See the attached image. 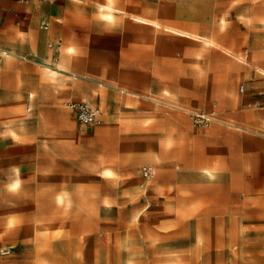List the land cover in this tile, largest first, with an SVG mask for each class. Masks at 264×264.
<instances>
[{"label": "rangeland", "instance_id": "rangeland-1", "mask_svg": "<svg viewBox=\"0 0 264 264\" xmlns=\"http://www.w3.org/2000/svg\"><path fill=\"white\" fill-rule=\"evenodd\" d=\"M72 2L0 63V264H264V0Z\"/></svg>", "mask_w": 264, "mask_h": 264}, {"label": "crops", "instance_id": "crops-1", "mask_svg": "<svg viewBox=\"0 0 264 264\" xmlns=\"http://www.w3.org/2000/svg\"><path fill=\"white\" fill-rule=\"evenodd\" d=\"M55 1L65 4L73 3L72 0H0V63L3 62L7 67H11L10 65L17 62L33 63L36 59L46 55L45 45L48 46L49 43L56 42L61 44L58 39H48L59 35V24L54 23V26H50V22H54L57 16L52 4ZM42 23H46L47 28L44 29ZM205 41L210 43L208 39ZM72 80H75L74 77ZM256 84L257 87L261 86L259 81ZM238 90L245 97L244 109H264V96H261L260 91L254 89L248 91L244 83L239 85ZM97 107L100 109L99 106ZM258 149L256 160L264 162V145H260ZM239 168L243 169L244 167L237 166L234 160L230 165L224 164L220 167L222 170H229L226 175L229 176L231 184L237 183L235 180L238 179V174L235 170H239ZM246 168L251 169L249 166Z\"/></svg>", "mask_w": 264, "mask_h": 264}, {"label": "built area", "instance_id": "built-area-1", "mask_svg": "<svg viewBox=\"0 0 264 264\" xmlns=\"http://www.w3.org/2000/svg\"><path fill=\"white\" fill-rule=\"evenodd\" d=\"M41 1H53V0H41ZM42 27L44 29L47 28V24L42 23ZM48 47L51 48L54 52H60L61 50V44L58 42L49 43ZM66 107L75 113L77 121L81 124L98 125L101 123V112L100 109L95 105H92L85 101H71L66 103ZM142 175L146 179L152 177L153 175L152 168L148 166H144L142 168Z\"/></svg>", "mask_w": 264, "mask_h": 264}, {"label": "bare ground", "instance_id": "bare-ground-1", "mask_svg": "<svg viewBox=\"0 0 264 264\" xmlns=\"http://www.w3.org/2000/svg\"><path fill=\"white\" fill-rule=\"evenodd\" d=\"M167 26V25H166ZM167 28V30L169 31V30H171V32H177V33H180V34H184L185 35V32L184 31H182V30H178V29H176V28H173V27H170V26H167L166 27ZM164 30H166V29H164ZM209 43V42H208ZM65 62V61H64ZM67 62V61H66ZM16 182V181H15ZM14 184V183H13Z\"/></svg>", "mask_w": 264, "mask_h": 264}]
</instances>
